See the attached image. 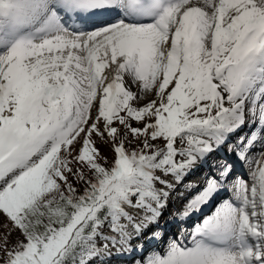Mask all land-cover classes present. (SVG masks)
<instances>
[{
	"label": "snow or ice",
	"instance_id": "snow-or-ice-1",
	"mask_svg": "<svg viewBox=\"0 0 264 264\" xmlns=\"http://www.w3.org/2000/svg\"><path fill=\"white\" fill-rule=\"evenodd\" d=\"M0 225V264H264V0H0Z\"/></svg>",
	"mask_w": 264,
	"mask_h": 264
},
{
	"label": "bare ground",
	"instance_id": "bare-ground-1",
	"mask_svg": "<svg viewBox=\"0 0 264 264\" xmlns=\"http://www.w3.org/2000/svg\"><path fill=\"white\" fill-rule=\"evenodd\" d=\"M225 155H226L225 152H220L218 154H214L209 160L210 168L208 165H206L197 171L198 175L190 176L188 179L192 180V181H198L199 177L201 176L199 173H203V174L208 173L211 169V165L217 161L216 159L221 160ZM176 206H178V205H176ZM171 209L173 210L172 207H171ZM206 215H210V213H208ZM197 222H199V221H197ZM161 224H162V229H160V231L162 232V236L160 238H158L156 243H154V244H149V243L145 242V247H147V249H148L147 252L151 251V253H154V254H152L153 256L159 255L160 258H164L167 254V250H168L169 245H170V241H168V239L173 234L174 228H178V232L180 233L181 237L183 238L187 234V232L191 231V226H190L191 222L183 224V225H178V224L173 222V219L171 218V216L168 213H165V218H164V220L161 221ZM181 237H180V239H181ZM175 238H177V237H175ZM138 259H139V257H138ZM146 259L147 258H145V260Z\"/></svg>",
	"mask_w": 264,
	"mask_h": 264
},
{
	"label": "rangeland",
	"instance_id": "rangeland-1",
	"mask_svg": "<svg viewBox=\"0 0 264 264\" xmlns=\"http://www.w3.org/2000/svg\"><path fill=\"white\" fill-rule=\"evenodd\" d=\"M131 90L134 92V93H136L137 95H138V97H139V101H138V105L137 106H143V104L144 103H147V102H150L152 99H156V97L154 96V95H152V94H148V95H144V94H141L140 92H139V90H138V88L135 86V85H132L131 86ZM134 126H136L135 125V123H134ZM93 140L96 142V146L99 148V150H100V152H101V154L102 155H104V156H108V155H110L111 154V151H110V147L108 146V145H106V144H104L101 140H100V138H98V137H96L95 135L93 136ZM216 160H218V159H216ZM220 160V159H219ZM254 167H255V165L253 166V168L252 169H250V168H245L244 169V171H251V170H253L254 169ZM201 176L199 177V179H202L203 180V178L206 176V174H208V173H205V174H203V173H199ZM195 175H198V172L197 173H195ZM201 180V181H202ZM228 195V196H227ZM226 195V199H228L229 198V196H230V193L229 194H227ZM223 199H225V197H223ZM172 209H171V207L169 208V212L171 211ZM208 211V210H207ZM206 211V212H207ZM1 227H2V231H1V235L2 236H4V234H5V232H6V229L4 228V226L3 225H0ZM176 228H174V230H175ZM189 232H187V234H188ZM186 234V235H187ZM185 235V236H186ZM177 236L179 237V239H174V238H172L171 240H170V238L168 239V241H170V244L172 243V242H176V243H180L181 241H182V237H181V235H180V233L178 232L177 233ZM180 237H181V239H180ZM178 242H177V241ZM185 243H186V241H184ZM170 246V245H169ZM149 254H154V253H151V251H149V252H147V253H145V255H144V258H147L148 257V255Z\"/></svg>",
	"mask_w": 264,
	"mask_h": 264
},
{
	"label": "trees",
	"instance_id": "trees-1",
	"mask_svg": "<svg viewBox=\"0 0 264 264\" xmlns=\"http://www.w3.org/2000/svg\"><path fill=\"white\" fill-rule=\"evenodd\" d=\"M106 158H110L111 157V154L108 155V156H105ZM74 186H77V185H74ZM78 190H79V186H78ZM5 228V227H4ZM6 229V228H5ZM1 231H2V227L0 226V238H2L3 236L1 235ZM7 231V229H6Z\"/></svg>",
	"mask_w": 264,
	"mask_h": 264
}]
</instances>
